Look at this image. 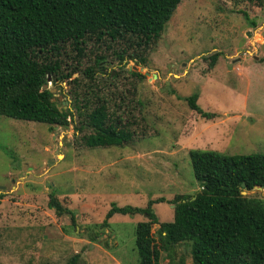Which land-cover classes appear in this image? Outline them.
<instances>
[{"label":"rangeland","instance_id":"374dc122","mask_svg":"<svg viewBox=\"0 0 264 264\" xmlns=\"http://www.w3.org/2000/svg\"><path fill=\"white\" fill-rule=\"evenodd\" d=\"M140 55L142 64L106 57L93 80L108 110L119 103L122 118L138 117L145 134L137 141L85 148L78 136L88 131L74 130L76 122L50 126L0 115V264H64L73 254L77 264H136L134 227L145 217L113 213L102 226L111 202L144 207L149 199L191 195L198 184L189 149L264 153V0H180L150 52ZM89 63L83 58L79 67ZM75 67L62 55L61 72L73 71L68 81L46 80L57 107L72 111L73 93L84 91ZM193 93L213 118L188 107ZM49 194L71 216L56 214ZM241 194L264 199L256 186ZM151 211L158 221L172 219L165 201ZM180 259L192 264L177 246L161 251L159 264Z\"/></svg>","mask_w":264,"mask_h":264},{"label":"trees","instance_id":"16d2710c","mask_svg":"<svg viewBox=\"0 0 264 264\" xmlns=\"http://www.w3.org/2000/svg\"><path fill=\"white\" fill-rule=\"evenodd\" d=\"M179 2L0 0V115L50 126L76 122L74 130L88 131L78 136L85 148L139 140L145 131L137 130L138 117L122 118L119 103L107 109L93 82L95 69L110 55L142 64L140 53L150 52ZM216 54L210 56L209 64ZM62 55L74 62L84 80L81 97L76 92L71 97L73 111L57 107L49 89L43 87L47 76L53 84L68 81L73 71L61 72ZM83 58L90 63L79 67ZM196 96L185 98L188 107L204 119L213 118L214 113L197 105ZM187 155L197 190L191 195L175 194L167 201L149 199L144 207L111 202L102 226L113 213L145 217L134 227L136 264H159L161 251L169 254L177 246L192 264H264V199L241 194L255 186L264 189V153L227 155L189 149ZM163 201L172 206L169 221H158L151 211V204ZM47 204L56 214L71 216L54 195L49 194ZM153 225L158 226L157 241ZM77 260L78 254H73L64 264H77Z\"/></svg>","mask_w":264,"mask_h":264},{"label":"crops","instance_id":"0c3cea01","mask_svg":"<svg viewBox=\"0 0 264 264\" xmlns=\"http://www.w3.org/2000/svg\"><path fill=\"white\" fill-rule=\"evenodd\" d=\"M246 33H248V35H247V36L251 35V34H250V31H248V30H246V31H245V34H246ZM249 44H251V42H250V41H249Z\"/></svg>","mask_w":264,"mask_h":264},{"label":"water","instance_id":"95a60500","mask_svg":"<svg viewBox=\"0 0 264 264\" xmlns=\"http://www.w3.org/2000/svg\"><path fill=\"white\" fill-rule=\"evenodd\" d=\"M246 35H248V33H246ZM46 79H48V76L46 77ZM43 87H46V84H44L43 85ZM49 91H50V89H49ZM52 99V98H51ZM242 186H243V184H242ZM257 187V186H256ZM260 188V187H259Z\"/></svg>","mask_w":264,"mask_h":264},{"label":"built area","instance_id":"2783aa9c","mask_svg":"<svg viewBox=\"0 0 264 264\" xmlns=\"http://www.w3.org/2000/svg\"><path fill=\"white\" fill-rule=\"evenodd\" d=\"M247 53H248V51H247Z\"/></svg>","mask_w":264,"mask_h":264}]
</instances>
